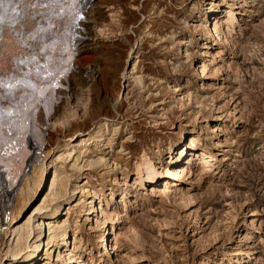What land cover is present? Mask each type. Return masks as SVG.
I'll list each match as a JSON object with an SVG mask.
<instances>
[{
	"label": "rangeland",
	"instance_id": "rangeland-1",
	"mask_svg": "<svg viewBox=\"0 0 264 264\" xmlns=\"http://www.w3.org/2000/svg\"><path fill=\"white\" fill-rule=\"evenodd\" d=\"M87 3L67 86L48 116L37 102L41 134L27 128L26 141L40 136L63 154L61 198L48 195V175L18 219L60 204L67 226L48 259L44 238L39 263L264 264V0ZM148 166L182 172L151 191ZM13 215L4 226L0 215V264L10 262ZM23 234L18 258L35 241Z\"/></svg>",
	"mask_w": 264,
	"mask_h": 264
},
{
	"label": "bare ground",
	"instance_id": "bare-ground-1",
	"mask_svg": "<svg viewBox=\"0 0 264 264\" xmlns=\"http://www.w3.org/2000/svg\"><path fill=\"white\" fill-rule=\"evenodd\" d=\"M87 2L88 0H0V185L4 187L5 194L7 195L9 191L12 192L16 185L19 186V179L23 177L19 197L17 196L19 199L17 203L20 204L19 210L16 211L15 208H13L15 211L11 210L14 215L8 234L10 236L8 249L5 253V257L10 259L7 264H40L38 250L45 237L44 256L45 259L50 258L51 249L58 245L55 233L67 226V220L57 221L60 209L58 203L49 207V209L51 208L49 211L42 208L43 206H39L22 224L18 223V219L42 189L48 175H50L48 195L51 194L54 201L61 198L62 187L58 191H54L59 171L54 162L55 159L60 160L63 156L60 153V146L57 144L53 147L50 146L49 149H44L46 154L53 149L49 165L45 164L44 160L32 161L34 150L31 153V146L34 144L42 146L43 143L34 141L35 138L39 140L40 136L33 138L34 133L29 132L32 128L29 125L33 126L32 129L37 133L38 129L35 126L37 102L40 103L44 113L46 111L45 114L48 116L55 109L54 100L56 99L54 97L58 91L67 86H64L63 81L66 80L65 77L68 76L69 70L72 69L70 67L75 62L73 61L77 54H75L77 50L75 47L78 45V39L81 40L79 31L85 26L82 23H86L87 19L84 12L88 5ZM89 15L91 14L89 13ZM81 16L84 18V22L80 20ZM230 22L231 18L226 20V29ZM222 23V19H214V23H211L210 26L209 37L220 38ZM199 69L203 73L205 68L201 66ZM63 77L65 80L62 81ZM52 124L53 122L49 123L51 127ZM57 124L64 126L65 122L63 120L55 121L54 125ZM28 126L30 127L29 131ZM27 133H32L31 136L34 139L30 143L27 140L29 146L25 140L28 139ZM192 141L194 140L192 139ZM56 156L57 158H55ZM28 160L31 162V171L26 175L24 172L26 166L24 167V165ZM173 169L175 170L161 166L156 172L153 166H148L146 170L149 178L148 188L155 191V183L157 186L161 181L174 180L181 175L180 167ZM85 192L81 194L83 195ZM27 228V236L35 237V241L28 245L27 248L30 249L25 252L23 258H18L23 252L16 245L24 235V229ZM66 236L65 230L59 235L61 244L65 246L67 245ZM102 241H106L104 249L107 250L108 240L103 239ZM13 244L14 248L10 251Z\"/></svg>",
	"mask_w": 264,
	"mask_h": 264
},
{
	"label": "built area",
	"instance_id": "built-area-1",
	"mask_svg": "<svg viewBox=\"0 0 264 264\" xmlns=\"http://www.w3.org/2000/svg\"><path fill=\"white\" fill-rule=\"evenodd\" d=\"M35 143V142H34ZM36 149V150H35ZM44 147L43 146H38V145H32L31 146V153L33 152L34 150V155L32 156V161H41L44 159ZM30 160H28L27 164H26V167H25V170L24 172L28 171V167H30ZM1 191H2V196H1V209H0V215H1V221H2V225L1 226H4V225H7L10 221V215H11V202H12V196L14 194V191H9L7 193V195L5 194V192L3 191V186H1ZM17 185L15 187H13L12 190L16 189Z\"/></svg>",
	"mask_w": 264,
	"mask_h": 264
}]
</instances>
